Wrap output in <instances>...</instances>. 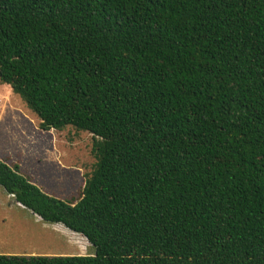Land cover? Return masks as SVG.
<instances>
[{
  "label": "trees",
  "instance_id": "16d2710c",
  "mask_svg": "<svg viewBox=\"0 0 264 264\" xmlns=\"http://www.w3.org/2000/svg\"><path fill=\"white\" fill-rule=\"evenodd\" d=\"M0 84L95 160L73 203L0 161L94 248L0 264H264V0H0Z\"/></svg>",
  "mask_w": 264,
  "mask_h": 264
},
{
  "label": "rangeland",
  "instance_id": "374dc122",
  "mask_svg": "<svg viewBox=\"0 0 264 264\" xmlns=\"http://www.w3.org/2000/svg\"><path fill=\"white\" fill-rule=\"evenodd\" d=\"M39 124L20 98L0 84V160L17 165L44 193L73 203L95 162L92 137L71 127L44 131ZM4 198L8 207L7 218L0 221V255H93L94 248L81 235L44 223L12 198Z\"/></svg>",
  "mask_w": 264,
  "mask_h": 264
},
{
  "label": "crops",
  "instance_id": "0c3cea01",
  "mask_svg": "<svg viewBox=\"0 0 264 264\" xmlns=\"http://www.w3.org/2000/svg\"><path fill=\"white\" fill-rule=\"evenodd\" d=\"M1 161V160H0ZM38 187V186H37ZM1 189V188H0ZM0 193H1V195H3V196H1L0 197V221H1V219H4V218H7V216H6V214H7V212H6V209H7V207H8V204H7V202H6V199L4 198V197H9V198H12L13 199V197L11 196V195H7L2 189L0 190ZM14 200V199H13ZM15 202V201H14ZM17 204V203H16ZM21 209H24L22 206H20L19 204H17ZM34 215V214H33ZM39 218V217H38ZM40 219V218H39ZM41 220V219H40Z\"/></svg>",
  "mask_w": 264,
  "mask_h": 264
}]
</instances>
